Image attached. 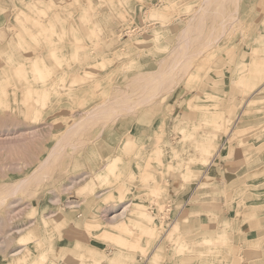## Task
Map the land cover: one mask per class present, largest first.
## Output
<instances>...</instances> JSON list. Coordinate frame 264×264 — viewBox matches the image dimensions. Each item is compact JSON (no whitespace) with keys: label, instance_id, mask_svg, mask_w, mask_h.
Here are the masks:
<instances>
[{"label":"rangeland","instance_id":"obj_1","mask_svg":"<svg viewBox=\"0 0 264 264\" xmlns=\"http://www.w3.org/2000/svg\"><path fill=\"white\" fill-rule=\"evenodd\" d=\"M49 1L0 0V78L6 63L12 76L7 102L0 100V264L11 259L24 264L10 256L21 247L28 262L45 252L47 264H148L158 245L162 249L156 264H264V81L255 91L233 85L239 66L255 54L252 50L260 47L258 52L264 53V0ZM151 9L164 12L165 18L151 16ZM22 13L45 24L53 21L51 39L63 59L51 55L43 35H37L35 45L23 29L37 32L34 19ZM74 47H79L76 55ZM33 55H40L49 69L43 81L31 72L23 80L12 71L20 61L28 67ZM102 57L108 61L100 66ZM85 70L91 77L80 83L78 73ZM28 82L36 91L47 88V105L27 106ZM203 106L225 116L234 106L235 120L227 131L226 123L219 129L206 125L202 120L209 113ZM35 108L40 109L36 117ZM179 126L187 128V136ZM239 127H247L245 142L236 135ZM202 131L217 134L208 164L195 148ZM127 138L133 148L124 145ZM115 155L116 177L93 184L83 195L76 192ZM118 184L124 188L122 199ZM154 186L158 195L149 193ZM134 202L152 219L140 220ZM113 218L132 228L133 233L124 234L127 246L99 235L115 231L109 223ZM136 219L153 225L157 237L141 235L132 224ZM28 223L43 240L32 242L25 252L18 237ZM174 226L185 238L184 250L171 244ZM202 234L212 236L210 244L198 243ZM78 242L99 263L81 255ZM131 243L142 250L132 249Z\"/></svg>","mask_w":264,"mask_h":264},{"label":"bare ground","instance_id":"obj_2","mask_svg":"<svg viewBox=\"0 0 264 264\" xmlns=\"http://www.w3.org/2000/svg\"><path fill=\"white\" fill-rule=\"evenodd\" d=\"M31 1V0H30ZM35 1V0H34ZM37 1V0H36ZM27 2V1H26ZM25 2V3H26ZM49 2H51V3H53L54 1H49ZM57 2H58V0H57ZM77 2V1H76ZM170 2V1H169ZM173 2V1H172ZM28 3H29V7L31 8V7H33L34 6V4H30V2L28 1ZM54 4V3H53ZM59 4V3H58ZM171 4V3H170ZM173 4V3H172ZM28 5V4H27ZM25 6V5H24ZM43 6V5H42ZM49 6V5H48ZM56 6H58V5H56ZM20 7V6H19ZM18 7V8H19ZM25 8V7H24ZM27 8V7H26ZM42 8H44V6L43 7H41L40 9H42ZM49 8H50V6H49ZM52 8V7H51ZM20 9V8H19ZM40 9L38 10V12L40 11ZM56 9V8H55ZM28 10H30V9H28ZM44 9H42V11H43ZM47 10V9H46ZM57 10V9H56ZM56 10L54 11V12H56ZM216 11V10H215ZM22 12H24V10H22ZM53 12V13H54ZM45 14H46V12H44ZM48 13V12H47ZM24 14H26V13H24ZM23 13H22V15L23 16H25ZM28 14V13H27ZM33 14H34V12H33ZM49 14V13H48ZM149 14L151 15V16H156V17H159L160 19H163V18H165V16H164V12H162V11H160V10H157V9H151L150 11H149ZM14 15V14H13ZM17 14H15V16H16ZM44 15V14H43ZM22 16V17H23ZM27 16H29V15H26L25 17H27ZM17 17H18V15H17ZM29 17H31V18H33L34 20V23H35V25H36V27H37V32H35V31H29V30H31V29H28L27 27H23V29H25L24 31H27V33L29 34V36L32 38V40H34V42H35V45H37L38 44V40L36 39L37 38V35H43L44 36V38L47 40V44H48V47H49V51H50V53H51V55L54 57V58H56V59H58V58H62L61 56L62 55H59L58 54V52L60 51L58 48V46H57V44H56V42L55 41H53L52 39H51V37H52V34L53 33H55L56 32V30L54 29V23H53V21H47V23L45 24V23H43V21L42 22H40L39 20H37V19H35L34 17H32V16H29ZM49 17V16H48ZM55 17V16H54ZM14 18V17H13ZM19 18V17H18ZM36 18H37V16H36ZM40 18V17H39ZM83 18V17H82ZM84 18H86V17H84ZM83 18V19H84ZM231 18H233L232 16L230 17V19ZM26 19V18H25ZM42 19V18H41ZM53 19V18H52ZM62 19H63V17H62ZM229 19V18H228ZM48 20V19H47ZM80 20H82V19H80ZM91 20V19H90ZM235 20V19H234ZM20 21H21V19H20ZM23 21V20H22ZM21 21V22H22ZM75 21V20H74ZM87 21V20H86ZM165 21V20H164ZM58 22V21H57ZM163 22V21H162ZM264 22V21H263ZM59 23V22H58ZM79 23V22H78ZM88 23V22H87ZM24 24V23H23ZM22 24V25H23ZM29 24V23H28ZM56 24V23H55ZM84 24V23H83ZM233 24V23H232ZM82 25V24H81ZM93 25V24H92ZM21 26V25H20ZM19 26V27H20ZM23 26H25V25H23ZM57 26V25H56ZM22 27V26H21ZM66 27V26H65ZM94 27V26H93ZM15 28V27H14ZM56 28V27H55ZM57 28H59L58 26H57ZM67 29V28H66ZM69 29H70V27H69ZM75 29V28H74ZM91 29H94V28H91ZM91 29L89 30V31H91ZM61 30H62V28H61ZM71 30V29H70ZM59 31V30H58ZM88 32V31H87ZM130 32V31H129ZM157 32V31H156ZM63 33V32H62ZM92 33H94V31L92 32ZM91 33V35L94 37V35L95 34H92ZM158 33V32H157ZM217 33V32H216ZM224 33V32H223ZM18 34V33H17ZM21 34V33H20ZM19 34V35H20ZM57 34V33H56ZM59 34H60V32H59ZM67 34V33H66ZM18 35V36H19ZM64 35V34H63ZM97 35V34H96ZM153 35V34H152ZM156 35H158V34H156ZM59 36H61V34L59 35ZM59 36H57L58 38H59ZM74 36V35H73ZM215 36V35H214ZM218 36H220V35H218ZM41 37V36H40ZM64 37V36H63ZM96 37V36H95ZM212 37V36H211ZM217 37V36H216ZM216 37H214V38H216ZM39 38V37H38ZM62 38V37H61ZM67 38H68V36H67ZM156 38V37H155ZM213 38V39H214ZM60 39V38H59ZM142 39V38H141ZM217 39V38H216ZM215 39V40H216ZM220 39V38H219ZM18 40V39H17ZM40 40V39H39ZM58 40V39H57ZM61 40V39H60ZM75 40V39H74ZM78 40V39H77ZM79 40H81V39H79ZM143 40V39H142ZM76 41V40H75ZM135 41V40H134ZM137 41V40H136ZM209 41H210V43H211V39H209ZM42 42V41H41ZM137 42H139V40L137 41ZM19 43V42H18ZM183 43V42H182ZM182 43L180 44V45H182ZM25 45H27L26 43H24ZM96 44V43H95ZM209 44V43H208ZM19 45H20V43H19ZM79 45H81V44H79ZM83 45V44H82ZM185 45V44H184ZM211 45H214L213 43L211 44ZM21 46V45H20ZM207 46V45H206ZM208 46H210V44L208 45ZM22 47V46H21ZM25 47V46H24ZM81 47V46H80ZM211 47V46H210ZM206 48V47H205ZM204 48V49H205ZM208 48V47H207ZM259 48L260 47H255L252 51H253V53H255V54H253L252 56H251V58L249 59V61H245V62H242V64L239 66V72H238V75H237V77L235 78V80L233 81V85H235L236 87H238V89H239V87H241V88H244V89H246L247 87H249V90H251V91H255L257 88L259 89L260 87V85L263 83V81H264V53H259L258 51H259ZM77 49V48H76ZM76 49H75V47H74V52H73V54L74 55H76L77 54V51H76ZM78 49H79V47H78ZM77 49V50H78ZM185 49V48H184ZM231 49H233V47L231 48ZM59 50V51H58ZM212 50V49H211ZM230 50V49H229ZM37 51V50H36ZM203 51V50H202ZM222 51V50H221ZM0 52H1V50H0ZM230 52H232L231 50H230ZM229 52V53H230ZM62 53V52H61ZM228 53V54H229ZM39 54V53H38ZM77 57V56H76ZM244 57V56H243ZM242 57V59H244ZM28 58H30L31 60H30V64H29V66L28 67H24V64L20 61L18 64L19 65H17V66H13L12 67V71L15 73V75L17 76V77H23V80H24V77H25V75L26 74H30V72L33 74V77H37V78H39L40 80H44V78H45V76L48 74V72H49V69L47 68V66L44 64V62H43V58L40 56V55H33V56H29ZM27 58V59H28ZM63 58H64V56H63ZM62 58V59H63ZM76 59V58H75ZM110 59V58H109ZM5 60V59H4ZM66 60V59H65ZM207 60V59H206ZM227 60V59H226ZM106 61H108L107 60V58L106 57H102L101 58V60H99L98 62H99V64H100V66H103L104 65V63L106 62ZM208 61V60H207ZM66 62H67V60H66ZM211 62V61H210ZM215 62V61H214ZM6 63V62H5ZM59 63V62H58ZM216 63V62H215ZM215 63H213V64H215ZM67 64V63H66ZM4 65H5V67H4ZM68 65V64H67ZM71 65V64H70ZM176 65V64H175ZM223 65V64H222ZM87 66V65H86ZM224 66V65H223ZM230 66V65H229ZM238 66V65H237ZM8 67H10L9 65H7V63L6 64H3L2 66H1V68L3 69V73H4V77L3 78H0V100H3L4 102H7V86L12 82H10V80H12V76L10 75V74H8L7 73V69H8ZM69 67V66H68ZM82 67V66H81ZM88 67V66H87ZM11 68V67H10ZM84 68V67H83ZM174 68V67H173ZM200 67H198V69H199ZM85 69V68H84ZM219 69V68H218ZM217 69V70H218ZM221 69V68H220ZM220 69L218 70L219 71V73L222 71H220ZM228 69V68H227ZM9 70V69H8ZM92 70V69H91ZM216 70V71H217ZM84 71V70H83ZM100 71V70H99ZM217 71V72H218ZM63 72H66V71H63ZM92 72V71H91ZM90 73V71H88V70H85V73H83V75H81L80 73H78V76H80L81 77V79H80V83H81V81H84V79L88 76V74ZM94 72H92V74H93ZM31 74V75H32ZM80 74V75H79ZM94 74H96V73H94ZM220 74H222V73H220ZM188 75V74H187ZM190 75V74H189ZM207 75H209V74H207ZM217 75V74H216ZM90 76V75H89ZM88 76V77H89ZM93 76V75H92ZM191 77H195V76H197V74H191L190 75ZM190 76L188 77V78H190ZM91 77V76H90ZM83 78V79H82ZM222 78V77H221ZM220 78V79H221ZM92 80V79H91ZM40 82V81H39ZM72 82H77L76 80L75 81H72ZM85 82V81H84ZM83 82V83H84ZM71 83V82H70ZM77 83H79V82H77ZM79 83V84H80ZM93 83H95V82H93ZM97 83V82H96ZM163 83V82H162ZM213 83H215V82H213ZM79 84H78V86H79ZM216 84V83H215ZM264 84V83H263ZM24 85V84H23ZM51 85V84H50ZM70 85H72V84H70ZM94 85H97V84H94ZM12 86H13V83H12ZM22 87V86H21ZM51 87V86H50ZM59 86H58V84H57V88H58ZM61 88H63L62 87V85L60 86ZM64 87H66V86H64ZM96 87V86H95ZM98 87V86H97ZM232 87V86H231ZM230 87V88H231ZM46 88V87H45ZM45 88H41L40 90H34V88L30 85V82H28V84H27V88H26V90H25V96L26 97H24V100H25V102H26V104H27V106L29 105V107H30V105H31V103L33 102V103H36L37 104V106L39 105V107H43L47 102H46V96H47V88L45 89ZM56 88V87H55ZM60 88V89H61ZM166 88V87H165ZM51 89V88H50ZM52 89H54L53 87H52ZM59 89V88H58ZM71 89H72V87H71ZM71 89H68L69 91L71 90ZM199 89H200V87H199ZM232 90H234L233 89V87L231 88ZM236 90H237V88H236ZM241 90H243V89H241ZM200 91V90H199ZM230 91V90H229ZM235 91V90H234ZM240 91V90H239ZM238 91V92H239ZM33 92L35 93L36 92V94L33 96ZM58 92V91H57ZM60 92V91H59ZM233 92V91H232ZM236 92V91H235ZM244 92V91H243ZM67 93H69V92H67ZM234 93V92H233ZM240 93V92H239ZM239 95V94H238ZM233 96V95H232ZM193 98V97H192ZM229 98V97H228ZM31 99V100H30ZM191 99V98H190ZM210 99H211V97H210ZM48 100V99H47ZM193 100V99H192ZM191 100V101H192ZM236 100V99H235ZM237 101V100H236ZM152 102V101H151ZM250 102V101H249ZM252 102V101H251ZM228 103H230V102H228ZM253 103V102H252ZM49 104V103H48ZM189 104V103H188ZM47 105V104H46ZM230 105V104H229ZM188 107H189V105H187ZM194 106V104L192 105V108H194L193 107ZM214 106V105H213ZM231 106V105H230ZM46 107V106H45ZM44 107V108H45ZM198 107V106H197ZM209 107V106H208ZM211 107V106H210ZM233 108H230V109H228V112H227V110H226V112H227V116H225V114L222 112V111H220V110H215V111H213V110H211V109H209V108H205L204 106H203V110H206V112H208L209 114L208 115H206V116H204V118H203V120L202 121H204V123L206 124V125H210V126H213L214 128H220L221 126H223V124L224 123H226V126H225V130L227 131L228 129H229V125H231V123H232V120H233V118H234V116H235V110L236 109H234V106H232ZM236 107V106H235ZM201 109V110H202ZM242 109V108H241ZM32 110V109H31ZM39 108H35V112H34V114H35V117L36 116H38V113H39ZM198 110V109H197ZM246 109H244V111H245ZM247 111V110H246ZM105 113V112H104ZM154 113H156V112H154ZM71 114V113H70ZM187 114V113H186ZM40 115V114H39ZM88 116V115H87ZM238 117V116H237ZM236 117V118H237ZM89 118H92V117H89ZM177 118V117H176ZM189 118H191V117H189ZM174 119V118H173ZM195 119V118H194ZM200 120V119H199ZM234 120H235V118H234ZM89 121H90V119H89ZM199 122V121H198ZM188 124V123H187ZM193 124V123H192ZM74 125L75 124H72V126L74 127ZM175 125H176V123H175ZM195 125V124H194ZM193 125V126H194ZM199 125V124H198ZM71 126V127H72ZM76 126V125H75ZM229 126V127H228ZM253 126V125H252ZM252 126H250V127H252ZM71 127H69V129L71 128ZM81 127H82V125H81ZM192 127V126H191ZM197 127V126H196ZM203 127V126H202ZM248 127V126H247ZM247 127H239V128H236V130H235V132H236V135H238V136H241V138H240V142L241 141H246V139L244 138V140H243V138H242V135L245 133V131L247 130ZM199 128H200V126H199ZM232 128V127H231ZM254 128V127H253ZM178 129L180 130V132H182L184 135L183 136H185L186 134H188V133H186V127L185 126H179L178 127ZM197 129H198V127H197ZM202 129V128H201ZM250 129H252V128H250ZM32 130V129H31ZM34 130H35V128H34ZM71 130L73 131V128H71ZM71 130H69V131H71ZM203 130H205V129H203ZM71 131V132H72ZM206 131V130H205ZM187 132H189V131H187ZM204 131H202V133H203ZM235 132L233 131V133L235 134ZM33 133V132H32ZM186 133V134H185ZM197 133V132H196ZM218 133V132H217ZM227 133V132H226ZM230 134V133H229ZM35 135V134H34ZM130 135V134H129ZM192 135V134H191ZM216 132H204L203 134H201L199 137H198V139L196 140V146H195V148H197V151H199V153L201 154V155H204L205 156V158H202L203 159V164H208V163H210L209 162V160H208V156H210L212 153H213V151H215V147H216ZM126 136H128V135H126ZM187 136V135H186ZM136 137V136H135ZM148 137V136H147ZM182 137V136H181ZM189 137V136H188ZM191 137V136H190ZM25 138H27V137H25ZM182 138H184V137H182ZM181 138V139H182ZM194 138V137H193ZM232 139V138H231ZM161 140V139H160ZM185 140V139H184ZM159 141V140H158ZM157 141V142H158ZM244 141V142H245ZM134 142V141H133ZM130 143H132V139L131 138H127V140L124 142V145L126 146V145H129ZM264 143V142H263ZM262 143V144H263ZM132 144H134V143H132ZM132 144H130V145H132ZM244 144V143H243ZM137 145V144H136ZM157 146V145H156ZM260 146H262V145H260ZM127 147V146H126ZM131 147V146H130ZM119 148V147H118ZM131 148H133V145H132V147ZM158 148H159V146H158ZM256 148V147H255ZM123 149H125V148H123ZM126 149H128V148H126ZM175 149V148H174ZM159 150V149H158ZM153 151H155V149L153 150ZM160 151V150H159ZM50 152V151H49ZM127 152V151H126ZM161 152V151H160ZM52 153V152H51ZM157 153V152H156ZM159 153V152H158ZM253 153V152H252ZM130 154V153H129ZM216 154V153H215ZM178 155V154H177ZM177 155H175V156H177ZM250 155V154H249ZM52 156V155H51ZM156 157H158V155L156 154L155 155ZM149 157H151V156H149L148 155V158ZM159 157H160V155H159ZM182 157V156H181ZM216 157V156H215ZM134 158V157H133ZM147 158V159H148ZM173 158V157H172ZM175 158V157H174ZM178 158H180V157H178ZM177 158V159H178ZM195 158V157H194ZM213 159V158H212ZM46 159H43L42 161L44 162ZM105 160V159H104ZM118 160H119V157L117 156V155H115L114 157H112L111 159H109V160H107L102 166H100V168L94 173V180H92L91 182H89V183H87V184H85V186H83V187H80L79 189H77V193H79V194H85V192L83 191V190H85V189H90V190H92V188H93V184H95V183H98V186L100 185H104V184H106V183H108L109 182V180H110V176H113V177H116V167H117V164H118ZM149 160V159H148ZM151 160V159H150ZM154 160H156V158L154 159ZM159 160H160V163H161V158H159ZM47 161V160H46ZM158 161V160H157ZM169 161V160H168ZM167 161V162H168ZM188 161V160H187ZM211 161V160H210ZM27 162V161H26ZM148 162V161H147ZM182 162V161H181ZM28 163V162H27ZM45 163V162H44ZM47 164H49V161H47L46 162ZM177 163V162H176ZM39 164H41L42 165V163H38L37 165L38 166H40ZM169 163H167V165H168ZM181 164V163H180ZM187 164V163H186ZM185 164V165H186ZM2 165V164H1ZM29 165V164H28ZM45 165V164H44ZM179 165V164H178ZM182 165V164H181ZM43 166V165H42ZM146 166H148L147 165V163H146ZM170 166H171V164H170ZM170 166H169V168H170ZM188 166V165H187ZM187 166H185V167H187ZM2 167V166H1ZM41 167V166H40ZM145 167V166H144ZM144 167H143V169H144ZM172 167V166H171ZM45 168V167H44ZM44 168H43V170H44ZM147 168H150V167H147ZM151 168H152V166H151ZM154 168V167H153ZM167 168H168V166H167ZM168 168V169H169ZM189 169V168H188ZM147 169H145L144 171H146ZM153 171V170H152ZM160 171V170H159ZM147 172V171H146ZM154 173V172H153ZM129 174V173H128ZM154 174H156V172L154 173ZM183 174V173H182ZM131 175H132V173H131ZM147 175H149L150 176V174H147ZM133 176V175H132ZM183 176V175H182ZM147 177V176H146ZM151 177H153L152 175L149 177V178H151ZM190 177V176H189ZM188 177V178H189ZM195 177V176H194ZM135 178V177H134ZM143 178H144V176H143ZM159 178V177H158ZM183 178H185V176L183 177ZM187 178V176H186V180L188 179ZM119 179H120V177H119ZM180 180H181V178H179ZM118 180V178L116 179V181ZM145 180V179H144ZM148 180V179H147ZM150 180V179H149ZM152 180H154V179H152ZM161 180V179H160ZM184 180V179H183ZM74 181V180H73ZM179 181V180H178ZM158 184V183H157ZM201 185H202V182L200 183ZM19 185H21V184H19ZM18 184H17V186H19ZM119 185V184H118ZM117 185V186H118ZM156 185V184H155ZM125 185H123V187H124ZM143 186H144V184H143ZM146 186V185H145ZM148 186H149V184H148ZM119 198H123V196H124V193H123V189H122V185H119ZM17 189V187H13L12 188V192L13 191H15L16 189ZM19 188V187H18ZM118 188V187H117ZM154 189H151V192H149V193H155L154 195H158V194H156V193H158L160 190H158V187L156 188L155 186L153 187ZM164 188V187H163ZM14 189V190H13ZM160 189V188H159ZM106 190V189H105ZM104 191V190H103ZM10 193V192H9ZM14 193V192H13ZM13 193H10V194H13ZM9 194V195H10ZM100 194V193H99ZM111 193H109V194H107L108 196L107 197H110V196H112V194L110 195ZM150 194V195H151ZM110 195V196H109ZM231 195V194H230ZM106 197V196H105ZM113 197V196H112ZM155 198V197H154ZM12 199V198H11ZM106 199V198H105ZM113 199V198H112ZM157 199V198H156ZM15 200V199H14ZM51 200V199H50ZM18 200H16V202H17ZM11 202V201H10ZM9 202V203H10ZM53 202H54V200H53ZM123 202V200H120L119 201V203L121 204ZM8 203V204H9ZM116 203V202H115ZM130 203V202H129ZM135 203V202H134ZM16 204V203H15ZM124 204V203H123ZM137 206H134V212L135 213H137V217L140 219V220H146V219H150V215H148V213L143 209V208H141V207H139V205H141V204H137V203H135ZM26 205V204H25ZM143 205H145V204H143ZM28 206V205H27ZM32 207H34V206H31V208ZM126 207H128V205L126 206ZM126 207H125V209H126ZM145 207V206H144ZM13 209V208H12ZM34 209V208H33ZM14 211V210H13ZM12 211V212H13ZM17 211V210H16ZM125 210H124V207H123V209L121 210V214H124L125 212H124ZM53 212H56V211H53ZM122 212H124V213H122ZM9 213V212H8ZM52 213V212H51ZM51 213H50V215H51ZM9 215V214H8ZM49 215V214H48ZM11 216V215H10ZM47 216V215H46ZM117 217V216H116ZM152 217V216H151ZM9 219V218H8ZM55 219V218H54ZM54 219L52 220L53 222H52V228L53 229H55L54 228V225H55V223H56V221H54ZM114 219V218H113ZM118 218H115L114 220H112V221H110L109 223H110V225H111V227H113V229L115 230L114 232H112V231H108V230H102L100 233H99V235H101V237L102 238H108V239H111V240H113V241H116V242H119V243H123L124 245H126L127 243V241H126V239H125V237H124V234L125 233H127V234H129V233H133V230H132V228L128 225V222L127 221H124V220H121V219H118ZM133 219V218H132ZM152 219V218H151ZM150 219V220H151ZM55 220H57V219H55ZM140 220H134V222L132 223L135 227H137L139 230H140V233H141V235L143 234V235H146L147 237H149V239H152V238H155V237H157V235H158V232H157V230H156V228L152 225H146V224H144L142 221H140ZM42 221H43V223L44 224H46L47 222H46V220H45V218H42ZM31 223H32V220H31ZM87 223V222H86ZM88 223H90L89 225H91V226H96L97 225V223L96 222H94V223H92V222H89L88 221ZM54 224V225H53ZM4 225H5V223H4ZM28 225L29 226H24L25 227V232L20 236V237H18L19 238V241H20V244L21 245H24V248L22 249V250H25V252H28L29 250H30V246H29V244H31L32 242H36L37 244H39L43 239V237H42V235L40 234V235H38V233H37V231H36V226H34V225H30V223H28ZM98 225H99V223H98ZM2 227V226H1ZM47 227V226H46ZM175 227V229H176V234H175V236H173L172 238H171V244H172V246L175 244L176 246H177V249L178 250H184V249H186V241H185V238H182L180 235H181V233L182 232H180V230L178 229V227L177 226H174ZM174 227H173V229H174ZM88 228H90V227H88ZM99 228V227H98ZM174 229V230H175ZM19 230H23V229H19ZM18 230V231H19ZM46 230V229H45ZM44 230V232H46ZM118 231V232H117ZM9 233V232H8ZM131 235V234H130ZM134 235V234H133ZM141 235H138L139 237L138 238H140L141 237ZM198 238V237H197ZM199 240H198V243H200V244H210V240L212 239V236H210V235H206V234H202V235H200L199 236ZM126 241V242H125ZM159 241V240H158ZM2 242V241H1ZM139 242V241H138ZM185 242V243H184ZM212 242V241H211ZM132 244V249H134V247L136 248L137 246H134L133 247V243H131ZM131 244H130V247H131ZM136 244L137 245H139L137 242H136ZM136 244H134V245H136ZM147 244V243H146ZM115 245V244H114ZM128 245V244H127ZM126 245V246H127ZM76 246H80V247H82V253H81V255H89V256H91V257H93V259H94V262H98V258L94 255V254H89L84 248L86 247L85 246V244L84 243H82V242H78V243H76ZM169 246V245H168ZM120 247V246H119ZM217 247V246H216ZM22 248V247H21ZM21 248H19L20 250H16V252H13V253H11V255L10 256H16V259H17V261H18V263H21V261H22V263H24V264H47L46 263V259L48 258H46V255L44 254V253H40V254H38L37 256H35L34 258H32L31 259V261L30 262H28L27 261V259H26V257L28 256L27 254H25V253H23V252H21ZM43 248V247H42ZM124 248H126V247H124ZM131 249V248H130ZM137 249H138V247H137ZM140 249V248H139ZM138 249V250H139ZM145 249V248H144ZM161 249H162V247L161 246H155V250H154V252L151 254V257H150V259H149V262H148V264H156L157 262H158V260L160 259V256H161ZM176 249V250H177ZM218 249V248H217ZM136 250V249H135ZM140 250H142V249H140ZM192 250V249H191ZM193 250H195L194 248H193ZM192 250V251H193ZM177 252V251H176ZM180 252V251H179ZM178 252V253H179ZM183 252V251H182ZM20 253V254H19ZM48 253V252H47ZM98 253V252H97ZM81 255H80V257H81ZM50 259H52V258H50ZM80 259V258H79ZM116 260V258H113L112 259V261H115ZM182 260V259H181ZM99 263V262H98ZM8 264H12V259L10 260V262L8 263ZM49 264H55V263H49Z\"/></svg>","mask_w":264,"mask_h":264},{"label":"crops","instance_id":"obj_3","mask_svg":"<svg viewBox=\"0 0 264 264\" xmlns=\"http://www.w3.org/2000/svg\"><path fill=\"white\" fill-rule=\"evenodd\" d=\"M63 235H64V238H68V237H67L68 233H65V231H64ZM62 238H63V237H62Z\"/></svg>","mask_w":264,"mask_h":264}]
</instances>
